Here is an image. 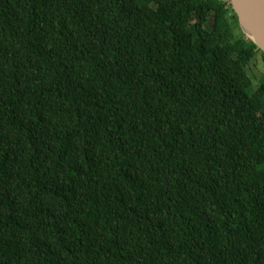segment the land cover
<instances>
[{
  "label": "trees",
  "instance_id": "obj_1",
  "mask_svg": "<svg viewBox=\"0 0 264 264\" xmlns=\"http://www.w3.org/2000/svg\"><path fill=\"white\" fill-rule=\"evenodd\" d=\"M257 55L229 0H0V264H264Z\"/></svg>",
  "mask_w": 264,
  "mask_h": 264
},
{
  "label": "water",
  "instance_id": "obj_2",
  "mask_svg": "<svg viewBox=\"0 0 264 264\" xmlns=\"http://www.w3.org/2000/svg\"><path fill=\"white\" fill-rule=\"evenodd\" d=\"M239 27L264 52V0H229Z\"/></svg>",
  "mask_w": 264,
  "mask_h": 264
},
{
  "label": "rangeland",
  "instance_id": "obj_3",
  "mask_svg": "<svg viewBox=\"0 0 264 264\" xmlns=\"http://www.w3.org/2000/svg\"><path fill=\"white\" fill-rule=\"evenodd\" d=\"M247 70L253 80V85H257L260 78L264 77V62L260 55L251 60Z\"/></svg>",
  "mask_w": 264,
  "mask_h": 264
},
{
  "label": "clouds",
  "instance_id": "obj_4",
  "mask_svg": "<svg viewBox=\"0 0 264 264\" xmlns=\"http://www.w3.org/2000/svg\"><path fill=\"white\" fill-rule=\"evenodd\" d=\"M230 2V1H229Z\"/></svg>",
  "mask_w": 264,
  "mask_h": 264
}]
</instances>
